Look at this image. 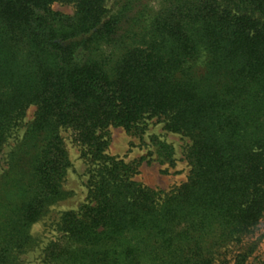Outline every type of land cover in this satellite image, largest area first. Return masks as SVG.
I'll use <instances>...</instances> for the list:
<instances>
[{
    "label": "trees",
    "instance_id": "obj_1",
    "mask_svg": "<svg viewBox=\"0 0 264 264\" xmlns=\"http://www.w3.org/2000/svg\"><path fill=\"white\" fill-rule=\"evenodd\" d=\"M0 0V264L68 197L61 130L88 166L41 264H264V0ZM70 5L72 16L52 9ZM157 118L188 138V178L157 191L109 157V128Z\"/></svg>",
    "mask_w": 264,
    "mask_h": 264
},
{
    "label": "rangeland",
    "instance_id": "obj_2",
    "mask_svg": "<svg viewBox=\"0 0 264 264\" xmlns=\"http://www.w3.org/2000/svg\"><path fill=\"white\" fill-rule=\"evenodd\" d=\"M117 1L109 0L106 7L112 9ZM52 9L67 16L74 13L70 5L54 4ZM35 111L34 106L27 110L22 123L4 145L0 154V178L8 168L9 154L20 144L28 125L34 119ZM144 123L141 134L131 135L123 128H109L104 135L109 141L107 154L135 168L134 181L137 183L157 191H172L188 178L190 167L185 156L190 141L179 134L166 131L157 118H148ZM60 136L70 162L63 182V189L69 195L51 206L43 218L31 227L30 234L35 245L20 255L22 264H41L43 247L61 238L58 228L61 215L77 211L86 203L88 166L80 155V149L73 143L70 132L61 130ZM256 234L262 237L254 254L257 259L258 256L264 257V218Z\"/></svg>",
    "mask_w": 264,
    "mask_h": 264
}]
</instances>
